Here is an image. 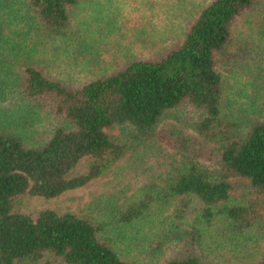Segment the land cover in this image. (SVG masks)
<instances>
[{"label":"trees","instance_id":"1","mask_svg":"<svg viewBox=\"0 0 264 264\" xmlns=\"http://www.w3.org/2000/svg\"><path fill=\"white\" fill-rule=\"evenodd\" d=\"M105 1L0 0V264H264V0H190L180 39L111 72V29L91 7ZM155 143L177 157L99 218L14 208ZM221 249L235 260L213 258Z\"/></svg>","mask_w":264,"mask_h":264},{"label":"rangeland","instance_id":"2","mask_svg":"<svg viewBox=\"0 0 264 264\" xmlns=\"http://www.w3.org/2000/svg\"><path fill=\"white\" fill-rule=\"evenodd\" d=\"M104 1L102 0V2ZM176 1L106 0V5H91L92 8H95L93 11L96 14L102 11L98 20L100 29H104L105 32L108 28L111 29L102 59V64L107 66L108 72L117 69L129 57H152L163 47L180 39L181 29L188 24L191 15H195L198 10L190 7V0H182L185 6L191 9L182 12V14L179 11L183 9H177L172 5ZM187 16L190 17L188 20H186ZM84 72L80 73L79 79L86 82L96 77L95 72L97 70ZM109 132L115 136L120 135L116 128L109 130ZM210 148L218 153L217 149L212 146ZM215 152L213 157H203L202 164L211 169L216 168L218 161L214 157ZM171 156L177 157L174 150L167 145L151 144L147 151L128 153L103 175L83 187L69 190L50 199L25 194L16 198L14 208L18 212L27 213L34 217L42 210L49 208L59 213L73 212L80 216L99 218L107 204L113 201L122 203L126 198L139 191L140 187L147 181L148 175L151 174L147 171L151 165L156 166L165 159H170ZM92 161L93 158L90 156L83 158L74 169L73 175L86 173ZM233 183L235 185L233 193L239 195L241 189L236 180H233ZM158 228H155L154 231ZM261 251L263 250L261 249ZM257 254L260 255L261 253L255 255ZM211 255L217 260H235L234 258H236L228 249L214 251ZM24 264L56 263L51 261V254H47L38 263L25 262Z\"/></svg>","mask_w":264,"mask_h":264}]
</instances>
